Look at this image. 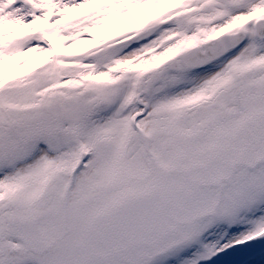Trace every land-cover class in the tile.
<instances>
[{
	"label": "snow or ice",
	"instance_id": "1",
	"mask_svg": "<svg viewBox=\"0 0 264 264\" xmlns=\"http://www.w3.org/2000/svg\"><path fill=\"white\" fill-rule=\"evenodd\" d=\"M0 264H264V0H0Z\"/></svg>",
	"mask_w": 264,
	"mask_h": 264
}]
</instances>
